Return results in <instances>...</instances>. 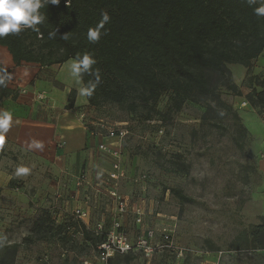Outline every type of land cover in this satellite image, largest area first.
<instances>
[{
	"label": "trees",
	"instance_id": "1",
	"mask_svg": "<svg viewBox=\"0 0 264 264\" xmlns=\"http://www.w3.org/2000/svg\"><path fill=\"white\" fill-rule=\"evenodd\" d=\"M43 20L35 30L27 29L16 36L0 38L17 66L23 63L42 67L62 65L77 55L90 54L96 61L80 76L83 85L96 84L88 102L96 109L114 105L130 114L145 110L146 120L159 114L155 105L164 93H171V112H180L192 101H213L223 114H233L241 135L248 131L238 112L225 103L219 93L227 87L242 96L232 80L230 65L248 69L247 83L252 89L247 102L264 115V75L255 78L252 70L264 52V15L256 9L264 0H41ZM105 24L98 42L88 39V30L96 28L101 14ZM0 102L17 100L19 91L10 87L11 70L0 64ZM254 85V86H253ZM259 88V90L257 89ZM207 106L204 120L214 109ZM181 202L194 199L179 189H169ZM55 210V209H54ZM42 209L35 217L24 244L61 239L92 247L94 253L104 235L95 236L82 222L69 217L57 223L55 211ZM105 220V233L111 226ZM82 232L83 236H78ZM251 244L264 250V217L254 228ZM20 243L5 245L0 250V264H16ZM68 251H64L65 256ZM94 254V255H95ZM134 253L116 256L115 262L130 263ZM45 255L41 258L44 263ZM49 258V257H48Z\"/></svg>",
	"mask_w": 264,
	"mask_h": 264
},
{
	"label": "rangeland",
	"instance_id": "2",
	"mask_svg": "<svg viewBox=\"0 0 264 264\" xmlns=\"http://www.w3.org/2000/svg\"><path fill=\"white\" fill-rule=\"evenodd\" d=\"M72 63L73 60L65 66L61 77L71 79ZM247 87L246 78L239 89ZM218 91L222 100L237 112L236 102L243 95H235L227 87ZM170 98L169 92L160 97L155 105L159 114H152L150 120L145 119V110L130 114L114 105L97 109L100 119L129 129L130 136L124 142L126 165L137 177H148L139 184L137 189L141 192L136 193L133 201L145 202L142 230L128 225L126 231L135 239L147 229L170 228L174 241L194 252L222 251L220 264H264V250H254L250 237L254 228L262 224L252 197L263 178L258 147L249 133H239L233 114L221 113L213 101H189L174 113L169 110ZM208 105L214 109L204 120ZM45 166L18 144L6 138L0 143V250L5 245L20 243L16 264H46L41 261L45 255L50 259L47 264H83L95 253L92 247L82 245V239L78 243L64 239L23 243L31 233L33 220L42 211L34 216L27 214V208L34 207L35 211L41 202V190L46 185ZM21 168L27 171L18 172ZM169 189L181 190L194 202H181ZM51 196H47V203H55L56 196ZM111 209L109 202L103 204L102 213L108 222L113 217ZM64 251H68L65 256ZM133 256L128 264L203 262L192 253L184 259L167 252L157 253L151 260L139 252Z\"/></svg>",
	"mask_w": 264,
	"mask_h": 264
},
{
	"label": "crops",
	"instance_id": "3",
	"mask_svg": "<svg viewBox=\"0 0 264 264\" xmlns=\"http://www.w3.org/2000/svg\"><path fill=\"white\" fill-rule=\"evenodd\" d=\"M71 61L49 67L30 63L17 66L8 49L0 46V64L5 70H11L10 87L20 93L17 100L5 99L0 102V114L8 112L13 117L12 125L7 130L5 138L33 154L39 162L46 164V185L41 190V202L35 211L33 206V208H27V214L34 216L41 209L54 210V203H47V196L52 195V199L58 196V208L54 210L57 223L65 222L72 216L71 213L75 209H83L88 212V217L82 223L87 230L92 231L99 222L106 220V215L102 213L103 204L109 202L112 215L114 211L112 202L98 193L106 192L110 187L108 172L111 171L112 162L111 157L100 151L99 145L106 143L117 146V141L92 135L81 121L79 117L81 112H87L90 120L100 119L99 111L89 104L86 95L79 93V89L84 87L80 77L75 78L72 75L69 79L60 76L65 66ZM229 68L233 82L241 88V84L247 78L248 69L242 65H230ZM252 74L255 78L263 77L264 52L257 60ZM251 90L249 86L241 89L243 96L239 102H236L238 108L236 109L243 125L258 147L259 170L263 178L255 188L252 197L256 215L263 218L264 115L257 112L250 104L247 107H241V103L247 101L246 95ZM38 93H44L46 99L38 100L36 97ZM37 143L42 147H36ZM59 143H64V146L59 148ZM124 147L125 144L122 148L123 157ZM126 163L124 157L127 179L120 181L119 190L133 202L137 198H135L136 193L141 192L137 189L140 185L130 181L137 176ZM82 171L88 173L92 187H76L73 176ZM88 197L92 200H87ZM128 225L136 227L131 216L124 218V227ZM201 258L202 261H214L217 258V252L207 253ZM88 259L92 261L94 257H88L84 261Z\"/></svg>",
	"mask_w": 264,
	"mask_h": 264
},
{
	"label": "built area",
	"instance_id": "4",
	"mask_svg": "<svg viewBox=\"0 0 264 264\" xmlns=\"http://www.w3.org/2000/svg\"><path fill=\"white\" fill-rule=\"evenodd\" d=\"M37 99L44 101L46 96L44 93H38ZM248 102L241 103V107H247ZM81 121L92 135L106 138L116 139L117 146H111L101 143L99 149L101 152L111 157V171L108 172V183L110 186L106 192H98L107 197L114 205L113 218L109 230L105 233V221L99 222L92 230L95 236H104L103 242L97 247L94 255V262L85 260L83 264H111V260L116 256H125L130 253H141L143 258L151 260L157 253L167 252L174 255L178 259H184L188 254L192 253L198 257L207 255V253L194 252L186 246H181L174 241V233L170 228L161 230L147 229L134 239L131 237L124 227V218L131 216L134 220L137 231L142 230L143 217L145 216L144 203L131 202L119 190V184L122 179H127V173L124 167L123 144L130 136L129 129L124 125L110 124L102 119H90L87 112H81L79 115ZM162 133V131H160ZM64 143H59L58 147L62 148ZM77 188H90L92 184L89 181L88 173L82 171L78 175L73 176ZM148 180L147 175L134 177L130 181L136 184L145 183ZM94 188V187H93ZM87 200H92L88 197ZM59 197L56 196L53 209L58 208ZM71 215L74 219L83 222L88 217V212L83 209H75ZM78 236H83L82 232H78ZM223 252H217V258L214 261L205 260L202 264H220ZM45 262L49 258L45 257Z\"/></svg>",
	"mask_w": 264,
	"mask_h": 264
},
{
	"label": "clouds",
	"instance_id": "5",
	"mask_svg": "<svg viewBox=\"0 0 264 264\" xmlns=\"http://www.w3.org/2000/svg\"><path fill=\"white\" fill-rule=\"evenodd\" d=\"M57 0H52L53 4H56ZM251 2V0H250ZM41 0H0V38L16 36L27 29L35 30V26L39 25L43 20V15L40 12L42 8ZM256 13L258 15H264V6L257 8ZM110 22V17L106 12L101 14V20L96 28H90L88 30L89 41L95 43L101 38V35L107 33L101 32L105 24ZM96 61L90 54H84L82 57L77 55L74 59L71 70L74 77H80L83 73L90 70L91 66ZM4 81L0 79V83ZM100 76L97 70L96 84H99ZM96 84H88L79 89V93L82 95L90 96L94 90ZM12 114L5 112L0 114V143H3L7 130L12 125ZM36 147H42L39 143ZM27 169L21 168L18 172H25Z\"/></svg>",
	"mask_w": 264,
	"mask_h": 264
}]
</instances>
